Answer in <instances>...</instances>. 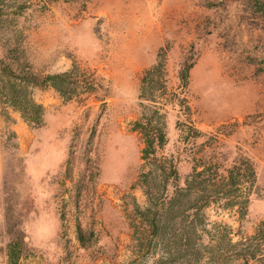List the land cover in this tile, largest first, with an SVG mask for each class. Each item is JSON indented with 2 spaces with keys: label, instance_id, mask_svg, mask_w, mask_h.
<instances>
[{
  "label": "rangeland",
  "instance_id": "obj_1",
  "mask_svg": "<svg viewBox=\"0 0 264 264\" xmlns=\"http://www.w3.org/2000/svg\"><path fill=\"white\" fill-rule=\"evenodd\" d=\"M0 61L39 79L79 71L66 96L28 88L43 107L33 126L2 96L13 81L0 68V264H243L218 232L235 243L264 223V0H0ZM154 107L166 135L157 157L178 185L241 158L255 170L244 216L211 206L196 224L198 255H186L179 222L149 232L140 221L146 191L165 193L138 183L148 168L133 125Z\"/></svg>",
  "mask_w": 264,
  "mask_h": 264
},
{
  "label": "trees",
  "instance_id": "obj_2",
  "mask_svg": "<svg viewBox=\"0 0 264 264\" xmlns=\"http://www.w3.org/2000/svg\"><path fill=\"white\" fill-rule=\"evenodd\" d=\"M3 66L4 63L0 61L3 77L8 81L12 80L13 83L10 89L5 85L1 87L2 96L20 113L24 121L33 126L42 124L43 107L29 97L28 88L50 87L62 96H66L65 92L69 88V83L66 81L79 72L73 69L69 73L39 79L28 67L26 71L23 69L20 74L16 72L15 75L11 71L6 73L7 66ZM163 66V63L158 61L154 67L144 71L140 80V101H150L147 96L157 90L155 86L159 83ZM182 73L180 79L185 84L187 69L185 68ZM164 127L162 115L155 107L149 113L143 112L133 125L134 131L139 132L143 138L144 147L141 151V160L148 168L147 172L141 174L138 183L143 186V181L147 179L153 183L161 182L165 192L158 196L151 189L146 191L148 206L143 211H139L140 221L143 228L149 232L165 229L170 224L179 222L184 229L183 236H181L183 242L180 244L185 249L186 255L193 251V254L198 255L195 240L192 241L189 238V235H196V224H204L205 212L211 206L221 210L237 209L240 216H244L251 189L256 181L255 170L248 159L241 158L223 174L219 173L215 165L203 167L200 171L194 170L180 186L177 184L178 174L174 166L171 164L168 169H165L161 163L166 159L157 157V151L166 143ZM163 176H166L164 180H162ZM169 180L173 184L171 195L166 194ZM78 232V240L81 242L83 237L80 230ZM217 232L218 230L215 233ZM230 232L231 229L227 226L223 227V231L218 232L222 233L226 239L225 246L229 259L241 261L243 264H264L263 222L257 226L253 235L240 237L235 243L230 239Z\"/></svg>",
  "mask_w": 264,
  "mask_h": 264
}]
</instances>
